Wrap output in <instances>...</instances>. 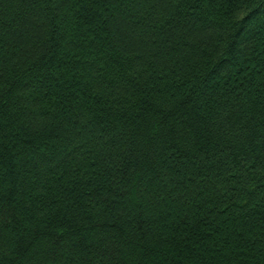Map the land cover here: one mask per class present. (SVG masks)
<instances>
[{
	"label": "trees",
	"instance_id": "trees-1",
	"mask_svg": "<svg viewBox=\"0 0 264 264\" xmlns=\"http://www.w3.org/2000/svg\"><path fill=\"white\" fill-rule=\"evenodd\" d=\"M0 264H264V0H0Z\"/></svg>",
	"mask_w": 264,
	"mask_h": 264
}]
</instances>
